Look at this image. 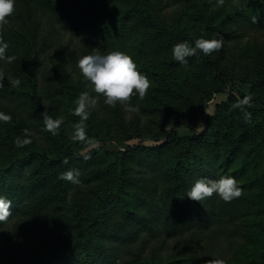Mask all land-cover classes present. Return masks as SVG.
Here are the masks:
<instances>
[{
    "label": "trees",
    "instance_id": "obj_1",
    "mask_svg": "<svg viewBox=\"0 0 264 264\" xmlns=\"http://www.w3.org/2000/svg\"><path fill=\"white\" fill-rule=\"evenodd\" d=\"M173 1L16 0L0 31L15 57L0 60V113L11 117L0 121V197L12 205L0 222V264H264V43L239 61L227 54L241 21L264 24V0ZM221 37L219 52H198L186 67L173 59L174 45ZM113 51L152 86L132 99L134 112L98 97L85 122L93 143L73 142L76 100L96 97L77 62ZM216 93L228 97L210 114ZM246 96L249 105L233 107ZM45 111L63 118L58 134L43 130ZM24 129L32 143L18 148ZM70 169L80 185L59 179ZM226 175L239 198L187 197L197 180Z\"/></svg>",
    "mask_w": 264,
    "mask_h": 264
},
{
    "label": "clouds",
    "instance_id": "obj_2",
    "mask_svg": "<svg viewBox=\"0 0 264 264\" xmlns=\"http://www.w3.org/2000/svg\"><path fill=\"white\" fill-rule=\"evenodd\" d=\"M225 0H216L218 6H223ZM16 0H0V31L4 29L10 22L9 18L15 14ZM255 23V18H253ZM9 45L0 38V60L9 63L15 57H8L6 50ZM223 47V38L219 39H197L195 45L192 46L188 42H182L174 45L172 50L173 59L183 66L188 65L190 57L197 56L198 52L204 55H212L214 52H219ZM77 67L83 78L90 82L92 90L96 97L90 96L87 92L81 93L76 100V108L74 115L80 117V121L74 125V132L70 136L73 142L93 143L86 134V121L90 116V109L96 108L98 97L104 98V103L112 108L120 105L127 111H138L137 108L131 106L132 99L138 97L143 100L151 88V81L146 74L138 71L137 65L129 55L113 51L107 54H92L85 55L77 62ZM4 79V73L0 71V81ZM9 82L13 87H18L20 81L18 79L9 78ZM2 87V84H0ZM251 97L246 96L233 105L234 108H241L250 104ZM45 128L43 130L58 134V131L63 123V118L53 119L47 111L42 113ZM251 114L245 112V122H250ZM0 121L9 123L11 117L0 113ZM171 125H169L170 127ZM201 125L198 129L202 128ZM24 137H17L15 145L18 148H23L32 143L28 137L34 135L29 129H24ZM86 159L90 157H85ZM67 162V161H65ZM81 172L78 169H70L67 172L61 173L59 179L68 181L73 185L81 184ZM217 195L224 202H231L242 195V189L238 186V182L234 177L222 176L217 180L199 179L191 189L187 192V197L195 202H201L207 198ZM11 201L0 197V222H6L11 216ZM209 264H224L222 260H213Z\"/></svg>",
    "mask_w": 264,
    "mask_h": 264
},
{
    "label": "rangeland",
    "instance_id": "obj_3",
    "mask_svg": "<svg viewBox=\"0 0 264 264\" xmlns=\"http://www.w3.org/2000/svg\"><path fill=\"white\" fill-rule=\"evenodd\" d=\"M169 1V0H165ZM174 2L173 0H171ZM240 6L246 7V0H240L239 2ZM229 8H232V5H229ZM264 22H262L263 24ZM239 29V39L229 42V45L227 47L228 49V56L231 58H234V60L239 61L241 58H247V55H250L251 49L254 48L256 45H262L264 43V24L258 25L251 22H245L241 21L238 25ZM64 43L68 44L69 49H78V45L80 42V39H78L76 36L68 33L65 34ZM250 50V51H249ZM228 95L226 93H216L214 94L213 98L208 102L207 105V112L210 114H214L217 104H220L227 100ZM171 125V123H169ZM201 125H203L202 128L198 129ZM204 120L199 119L197 122V132H202L204 129ZM145 142L146 145H151L153 141L151 140H145L142 141L141 139H134L130 144H139ZM169 242V241H168ZM202 248L205 247L204 244L201 245ZM216 250L213 251L212 256H216Z\"/></svg>",
    "mask_w": 264,
    "mask_h": 264
}]
</instances>
